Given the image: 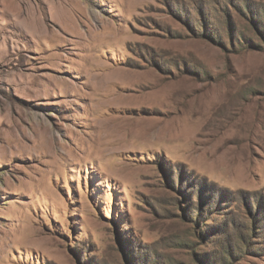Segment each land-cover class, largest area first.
Masks as SVG:
<instances>
[{"label":"rangeland","instance_id":"1","mask_svg":"<svg viewBox=\"0 0 264 264\" xmlns=\"http://www.w3.org/2000/svg\"><path fill=\"white\" fill-rule=\"evenodd\" d=\"M0 264H264V0H0Z\"/></svg>","mask_w":264,"mask_h":264},{"label":"bare ground","instance_id":"2","mask_svg":"<svg viewBox=\"0 0 264 264\" xmlns=\"http://www.w3.org/2000/svg\"><path fill=\"white\" fill-rule=\"evenodd\" d=\"M99 66H97V69ZM101 67L105 69L106 68L109 69V67L104 66V65H101ZM118 73H119V70L115 69V70H110L107 72L104 71L103 74L101 75L103 76V81H104V85H102V89L106 91L104 95L105 97L104 103L102 104L104 106L110 107L114 105V103L121 102L120 101L121 98L117 94H114L112 90H110V87H113L112 85H114L117 82V79L119 77ZM157 85L158 87H160V89H156L155 91H153L152 96L148 99V102H157V103L166 104V99H167L168 94H170V99H172L173 102L181 101L182 98L176 97L175 93L170 92V91L166 92V88H167L166 83L162 84V82H158ZM222 101H226V100L223 99ZM238 105L239 103L234 102L230 99L228 104H223V105H219L217 103L211 102L210 104H208L207 108L216 107L220 109L221 107H224L226 108L225 112L228 113V115H230L232 112V109ZM111 108H115V107H111ZM103 117H104L103 120L99 121L98 123V128L100 130L98 134L96 135V138L99 140L100 146L107 144V145L113 146L112 148H116L117 146L115 145L117 144L118 139L111 140V138L121 135L120 134L121 128L119 126V120L121 119L125 121H130L132 123L134 121V118L132 116L131 117L114 116L111 113H104ZM139 117L141 120H146L147 123L154 122V124H147L144 128L141 129V131L139 130V132L137 131V129H135L134 125L132 124H131L132 127L126 128V131L129 132L128 135H131L138 140L139 139L147 140L146 138L149 137V133L151 134L152 132L157 131L156 133L157 140L175 141V140L181 139L182 138L181 136H183L184 133L188 132L184 130L185 128H183L185 124H183L182 119L180 118L178 119L177 117H174L168 120H166V118H159V117H154V118L145 117V116H139ZM159 124H162V126H160L159 128L155 130L154 127Z\"/></svg>","mask_w":264,"mask_h":264}]
</instances>
